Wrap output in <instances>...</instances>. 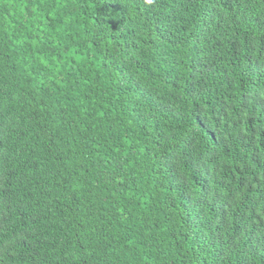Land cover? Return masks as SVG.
<instances>
[{
	"label": "trees",
	"instance_id": "obj_1",
	"mask_svg": "<svg viewBox=\"0 0 264 264\" xmlns=\"http://www.w3.org/2000/svg\"><path fill=\"white\" fill-rule=\"evenodd\" d=\"M0 264H264V0H0Z\"/></svg>",
	"mask_w": 264,
	"mask_h": 264
}]
</instances>
